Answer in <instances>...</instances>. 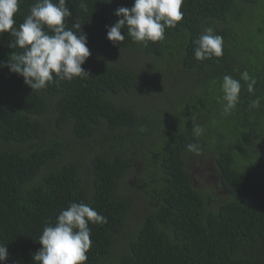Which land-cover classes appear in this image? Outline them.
Instances as JSON below:
<instances>
[{
  "label": "trees",
  "instance_id": "1",
  "mask_svg": "<svg viewBox=\"0 0 264 264\" xmlns=\"http://www.w3.org/2000/svg\"><path fill=\"white\" fill-rule=\"evenodd\" d=\"M35 2L20 0L14 27ZM81 2L67 0L65 23L88 36V76L33 90L0 68V264H35L43 228L70 202L107 218L89 225L84 264H264V0H183L163 40L135 43L121 29L117 46L106 26L134 0ZM209 26L223 55L200 61L193 41ZM14 40L0 34V61L23 51ZM245 70L255 95L241 81L225 116L223 77ZM151 107L164 115L161 136L143 129ZM194 141L199 155L186 149ZM205 161L213 185L194 171Z\"/></svg>",
  "mask_w": 264,
  "mask_h": 264
},
{
  "label": "clouds",
  "instance_id": "2",
  "mask_svg": "<svg viewBox=\"0 0 264 264\" xmlns=\"http://www.w3.org/2000/svg\"><path fill=\"white\" fill-rule=\"evenodd\" d=\"M111 3L112 0H105ZM20 0H0V34L10 32L15 37L9 43L12 49L23 51L14 53L6 61H0V68L7 67L10 72L23 77L24 83L33 90H41L50 82L72 81L84 78L90 73L82 67L91 56L88 36L82 31L79 22L68 28L65 19L72 16L67 0H36L29 14L19 27H14L15 14L19 10ZM183 0H134L129 7H118L114 15L119 17L114 25L106 26L107 39L117 46L125 40L121 29L127 30L135 43L158 42L165 37L167 28L176 27L183 19L181 11ZM80 7L87 11V5ZM76 29L78 31H74ZM193 43L196 45L194 56L197 60L211 59L223 55V37L215 34L213 27H205ZM243 81L247 92L255 95L256 79L245 70L240 79L225 75L221 84L223 93L222 113L227 116L240 101ZM259 106L257 100L249 104V109ZM192 135L199 138L205 129L192 119ZM189 152L199 155L202 151L198 142L186 145ZM107 218L98 214L84 202H70L56 217L55 223H48L39 237L42 247L33 259L35 264H84L86 253L91 247L90 224L102 225ZM8 259L7 245L0 244V262Z\"/></svg>",
  "mask_w": 264,
  "mask_h": 264
},
{
  "label": "rangeland",
  "instance_id": "3",
  "mask_svg": "<svg viewBox=\"0 0 264 264\" xmlns=\"http://www.w3.org/2000/svg\"><path fill=\"white\" fill-rule=\"evenodd\" d=\"M149 101V104L152 102L149 98H144ZM150 119L151 125L144 127L146 131H151L155 134V136H161V131L165 127V118L164 115L158 113L153 107L148 112L147 115ZM195 173L199 175L198 182L205 185H213L214 179L210 178L209 175H213V171L211 170V163L209 161L201 162L194 168Z\"/></svg>",
  "mask_w": 264,
  "mask_h": 264
}]
</instances>
